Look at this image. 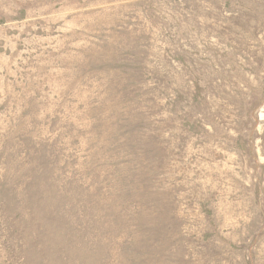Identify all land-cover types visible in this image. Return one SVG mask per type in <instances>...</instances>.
<instances>
[{
    "label": "rangeland",
    "instance_id": "1",
    "mask_svg": "<svg viewBox=\"0 0 264 264\" xmlns=\"http://www.w3.org/2000/svg\"><path fill=\"white\" fill-rule=\"evenodd\" d=\"M0 264H264V0H0Z\"/></svg>",
    "mask_w": 264,
    "mask_h": 264
}]
</instances>
